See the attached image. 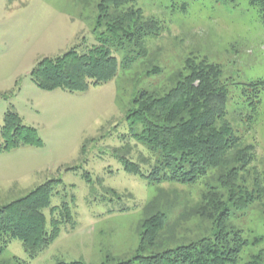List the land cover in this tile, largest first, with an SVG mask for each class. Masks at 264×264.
<instances>
[{"label": "rangeland", "instance_id": "374dc122", "mask_svg": "<svg viewBox=\"0 0 264 264\" xmlns=\"http://www.w3.org/2000/svg\"><path fill=\"white\" fill-rule=\"evenodd\" d=\"M101 3L0 0V125L7 110H16L45 142L0 153V208L59 180L44 209L52 243L33 258L20 239H12L2 264H119L136 255L142 221L159 209L178 242L213 232L209 222L184 216L219 182L212 175L194 184L152 179L162 152L130 116L143 90L162 96L175 87L189 58L221 66L230 89L228 118L245 142L256 145L252 165L264 173V89L260 103L244 91L248 83L264 81V12L250 0H138L162 26L145 38L143 53L127 40L110 41L121 63L117 77L86 91L57 89L61 97L36 98L35 91L50 93L31 79L43 58L101 42L94 34L105 29L98 28ZM128 162L139 164L142 174L129 171ZM231 222L250 243L239 263L246 264L264 252V213L252 205L234 210Z\"/></svg>", "mask_w": 264, "mask_h": 264}, {"label": "trees", "instance_id": "16d2710c", "mask_svg": "<svg viewBox=\"0 0 264 264\" xmlns=\"http://www.w3.org/2000/svg\"><path fill=\"white\" fill-rule=\"evenodd\" d=\"M137 2L102 0L98 28L105 29L99 34L94 32L101 42L83 52L72 48L56 57L43 58L31 71L33 82L44 90L78 92L117 77L121 63L109 42L119 40L123 45L127 40L143 53L145 38L162 30L161 24L146 16ZM250 3L264 12V0ZM186 69V74L179 73L176 86L164 95L140 92L130 116L145 125L149 142L162 152L160 165L149 175L152 179L194 184L212 175L219 182V186L205 189L184 216L209 222L213 232L190 242H178L167 230L166 213L159 209L142 221L136 255L119 264H239L250 243L243 230L231 222L233 211L257 205L264 213V173L252 165L256 145L245 142L228 118L230 89L221 66L192 57L187 60ZM263 89L264 81L259 80L248 83L244 91L247 99L255 97L260 103ZM44 144L38 129L26 124L19 112L6 111L0 125V153ZM127 169L142 174L137 163L128 162ZM57 182L48 180L27 196L0 208V255L15 238L23 242L33 258L49 247L54 235L46 229L44 209L51 203ZM162 238L169 240L164 242ZM246 264H264V252Z\"/></svg>", "mask_w": 264, "mask_h": 264}, {"label": "crops", "instance_id": "0c3cea01", "mask_svg": "<svg viewBox=\"0 0 264 264\" xmlns=\"http://www.w3.org/2000/svg\"><path fill=\"white\" fill-rule=\"evenodd\" d=\"M61 55V54H60ZM33 81V80H32ZM63 90V89H62ZM58 90H55V91H49L50 93H42L41 91H35V96L36 98H43L46 96V94H50L51 97H55V96H62V91H58ZM64 92H67L66 90H63Z\"/></svg>", "mask_w": 264, "mask_h": 264}]
</instances>
